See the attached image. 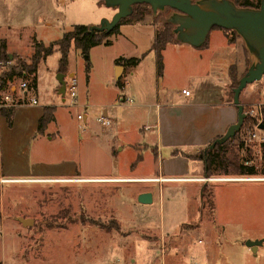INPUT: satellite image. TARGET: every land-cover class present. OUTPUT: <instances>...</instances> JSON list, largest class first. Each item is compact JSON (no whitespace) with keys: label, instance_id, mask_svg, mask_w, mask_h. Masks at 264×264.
I'll list each match as a JSON object with an SVG mask.
<instances>
[{"label":"rangeland","instance_id":"obj_1","mask_svg":"<svg viewBox=\"0 0 264 264\" xmlns=\"http://www.w3.org/2000/svg\"><path fill=\"white\" fill-rule=\"evenodd\" d=\"M248 1L254 5L259 3V0ZM169 13V9H164L155 15L150 12L139 21L123 20L117 33H106V40L90 46L87 53L71 45L64 81H69V72L74 73L77 100L73 106L63 104L55 88L53 92L49 90V72L55 77L58 74L54 69L59 52L54 51L40 63L39 85L49 92L47 101L60 105L56 118L64 126L65 139L53 142L38 160L47 164L75 161L108 176L114 172L110 155L116 157L117 146L122 147L121 162L127 161L121 166L122 173L155 172L157 163L153 161L151 149L130 146L136 142L138 126L144 121V109L133 114L139 109L138 104L154 103L163 95L181 92L182 88L197 89L211 80L219 85L224 74L221 59L226 57L221 52L223 36L214 27L208 33L205 46L166 44L161 50L159 72L151 44ZM113 14L114 10L100 0H0V28L11 27L10 45L22 50L10 54L22 60L29 59L31 47L25 48L28 37L22 40L25 28L22 34L14 28L33 29L37 40L47 45L75 25H98ZM152 20L158 23L155 27L149 24ZM138 24L144 26H135ZM119 58H139V61L126 64L125 74L117 79L115 62ZM248 64L247 58V67ZM121 84H125L124 89ZM257 84L254 97L264 101V76ZM122 94L129 95L131 105L119 101ZM103 109L112 120L107 127L96 121ZM77 113L86 114L87 123L77 120ZM128 121L130 127L126 124ZM116 124H120L117 132ZM121 124L131 130L121 132ZM249 130L252 132L253 127L242 123L227 145L226 157L236 155L240 160L246 157L255 175L243 177L257 178V181L210 182L198 188L187 183L164 185L147 207L148 228L116 220V212L134 216L129 199L122 197L127 191L126 183L104 184L88 191L52 183L0 187V264H264L263 143H244L247 153L237 148L241 138L248 137ZM89 133L91 139L86 138ZM110 146L113 147L109 153ZM141 153L146 160L133 169L131 166ZM210 177L239 178L233 169L222 165L213 168ZM118 198L123 199L127 209L118 206ZM17 217L33 222L23 226ZM162 227L167 234L160 232ZM256 240L261 243L253 252L246 242Z\"/></svg>","mask_w":264,"mask_h":264},{"label":"crops","instance_id":"obj_2","mask_svg":"<svg viewBox=\"0 0 264 264\" xmlns=\"http://www.w3.org/2000/svg\"><path fill=\"white\" fill-rule=\"evenodd\" d=\"M149 22L152 27L158 24L154 20ZM144 24L135 26L141 27ZM22 28L26 30L22 40L28 37L25 40L26 42H24L25 46L27 45L25 48L31 47L30 49H32L33 39L38 41L36 35L35 33L33 34V29L28 27L18 26L14 29L22 34ZM9 31L11 32V27L8 25L0 28V40L5 41L8 54L21 52V48H14L10 45ZM215 32L223 36L224 44L221 52L226 56L221 59L224 68L222 82H220L221 85H216L211 80L207 85L197 89L182 88L189 90V95L185 96L181 92L163 95L161 100H157L154 103L142 102L138 104L140 106L139 109L133 113H141V110L144 109V121L141 127L138 126L139 133H136L139 136L136 138V142L130 146L135 148L140 145L142 149H151V156L153 161L156 160L157 165L155 172L148 174L129 175L124 174L125 172L122 173L121 169L123 167L121 166L126 165L127 161L121 162L119 151L122 150V147L117 146L116 157L110 155L114 163V172L112 174L109 173L108 176H105L102 171L89 168V166H82L75 161H58L47 164L38 160L42 156L43 151L53 144V142L65 139L63 136L64 126L58 123L56 118L60 105L56 104L53 100L47 101L49 92L44 91L39 85L38 74L41 62L36 72L35 87L20 91L18 89L19 83L24 80L28 81V83L30 81L28 78H16L10 89L14 91L15 98L18 99L17 105L11 107L12 112L9 120L0 113V187H20L27 184L52 183L66 184L72 188L88 191L89 189H99L104 184L116 183V185H119L117 183H126L125 185H128V187L124 185V188L127 191L122 193V197L129 199V205L133 208L134 216H131L129 213L131 210L129 209L128 216L120 213L119 215L116 212V220L129 226L144 225L146 226L145 228H148L150 220H148L146 215L148 212L147 207L154 202L155 193L158 190L162 191L164 185L187 183L191 184L190 186L192 187L198 188L203 183L252 180L253 178L245 177L207 178L204 174L205 164L201 158L202 154L199 153L198 158L187 156L196 151L205 152L208 145L215 138L223 135L227 127L235 123L237 119V108L230 97L231 79L229 68L234 67L236 76L239 79L247 68V56L240 38H234L232 41H229L228 37L230 35H227L222 29L217 28ZM171 43L173 42L167 44ZM126 69L125 65L115 63L116 78L119 79L125 74ZM67 72L68 70L66 69L65 74ZM54 73H58L57 64ZM68 75L69 77H73L74 73L69 72ZM48 83L50 91L53 92L55 88L56 93L61 95L57 91V79L50 72ZM257 86L258 84H250L247 89H244L245 91L241 90L239 102L243 107L259 101L258 98L254 97L257 94ZM124 87L125 84H122L121 89H124ZM40 89L42 90L40 91ZM43 91L44 95L42 96ZM242 92L244 93L241 97ZM123 96L126 99L129 97L127 94ZM31 98L36 99V104L30 102ZM46 106L54 107L53 120L40 130L38 129V122ZM104 110L106 111V109ZM133 114L131 115L133 116ZM83 121L87 123L86 114H84ZM126 124L129 127L131 126L130 121L126 122ZM118 125L116 124V132ZM125 128L126 125L121 124V132L131 130L130 128L128 130ZM90 134H87L86 138H90ZM243 139L244 137L241 138L244 144ZM259 146L257 145V147ZM112 147L108 148L109 153ZM241 151L243 152V150ZM139 157L138 162L131 166L133 169L138 163L146 160L142 153L139 154ZM152 158L149 157L148 160L152 162ZM253 181H257V178L253 179ZM144 192L151 194V202L148 204H142L137 201L139 194ZM160 195H158V198ZM116 202H118V206L120 207L125 205L123 199L121 201L118 198ZM124 209L127 208L125 207ZM135 212H138L141 216L138 217ZM160 232L167 234L164 227L161 228Z\"/></svg>","mask_w":264,"mask_h":264},{"label":"water","instance_id":"obj_3","mask_svg":"<svg viewBox=\"0 0 264 264\" xmlns=\"http://www.w3.org/2000/svg\"><path fill=\"white\" fill-rule=\"evenodd\" d=\"M114 14L110 19H102L98 25L89 26L90 31L109 33L120 22L129 16L133 6L145 4L152 14L162 12L168 8L170 13L166 21L173 25L172 34L178 43L188 44L192 47H201L214 28L234 31L244 44L249 60L248 67L238 79L237 85L232 89V101L237 108L236 122L229 125L220 137L215 138L207 147L213 149L231 139L240 129L246 113L239 102V94L248 84H257L264 76V0H260L258 7H243L236 5L232 0H100ZM9 58L12 55L9 53ZM58 93L64 94V74L58 73ZM258 129L264 133V123L258 124ZM137 201L142 204L151 202V194H139ZM23 226L32 224L31 219L17 217ZM261 241H247L246 245L253 251Z\"/></svg>","mask_w":264,"mask_h":264},{"label":"trees","instance_id":"obj_4","mask_svg":"<svg viewBox=\"0 0 264 264\" xmlns=\"http://www.w3.org/2000/svg\"><path fill=\"white\" fill-rule=\"evenodd\" d=\"M236 5L243 6V7H258L259 3L254 5L248 0H244L243 2H238V0H232ZM151 10L149 7L145 4H137L133 6L132 13L125 17L124 19H121L120 22L113 28L112 31L109 32V34L117 33L118 32V26L123 21H139L142 20L145 15L150 13ZM157 19L159 18L156 17ZM172 28L173 25L168 22H162L160 28H158L155 32L151 49L155 53L156 57V63L158 71L160 72L162 70V56H161V50L164 48V46L167 43L170 42H177L174 40V35L172 34ZM221 29V28H219ZM227 35L230 34L228 37L229 41H232L234 38H239V36L234 32L230 30L222 29ZM107 34L105 32H98L96 30L90 31L89 28L86 25H75L70 31L64 32L63 35L56 41L51 42L47 45L43 44L42 42L36 41L33 39L32 41V49L31 54L28 60H22L12 55V58H9V54L6 50V43L3 40H0V62H2L4 65L0 69V89H7L16 78H23V79H29L30 86L35 87L36 85V72L37 68L40 62L44 61L48 56H50L54 51L59 52V58L57 61V72L65 74L67 69V62H68V52L73 45L75 48H79L82 50L83 53H87V50L90 46L100 44L106 40ZM207 39L205 43L206 45ZM245 53L247 54L245 48ZM137 61H139V58H119L116 60V64H135ZM9 62L8 64H6ZM247 69V68H246ZM246 71V70H245ZM229 76L231 79V86H230V97L232 98L233 92L232 89L237 85L238 78L236 76V72L234 67L229 68ZM122 84L120 85V87ZM248 106H244V112L247 110ZM53 106H46L44 108V113L42 117L39 119L38 122V129H42L47 123H49L51 120H53ZM12 109L9 108H1L0 113L3 115L7 120H9L11 116ZM264 114V113H263ZM251 125L252 119L249 117H245L243 120V124ZM262 123H264V117L262 120ZM235 138V137H234ZM232 138V139H234ZM232 139H228L226 142H224L221 145H216L213 149L208 150L206 149L205 152L201 151L200 154L201 158L204 160L205 164V172L204 174L207 177H210L212 174L213 168L228 166L231 169H233L237 174L238 177L243 176H253L255 175V169L252 165H246L243 162L248 160L246 157L243 159H238L236 155H234L232 158L226 157V150L227 145L230 143ZM237 148L239 150L245 151V153L248 152V149L246 146H244L243 141L237 143ZM262 148L264 150V143L262 144ZM191 158H198L197 156H191L187 155ZM139 155L133 162V164L137 163L139 160ZM264 158V154H263ZM132 164V165H133ZM261 173L264 175V167L262 168Z\"/></svg>","mask_w":264,"mask_h":264},{"label":"built area","instance_id":"obj_5","mask_svg":"<svg viewBox=\"0 0 264 264\" xmlns=\"http://www.w3.org/2000/svg\"><path fill=\"white\" fill-rule=\"evenodd\" d=\"M7 62L6 64H8ZM3 63L0 62V67H3ZM12 85V84H11ZM11 85L7 89H0V109L3 107H12L14 105H17L18 99L15 98L14 91L10 89ZM32 87L28 83V81L24 80L21 83H19V90H29ZM181 93L185 96L189 95V90L182 89ZM62 96V103L68 104L69 106H73L76 103L77 100V93H76V82L74 77H70L69 81H65L64 86V94ZM119 101L125 102L128 105H131L132 101L130 99H126L124 96H120ZM30 102L32 104H36V99L31 98ZM246 117H249L252 119V124L250 127H253V131L249 130L248 137H244V142L247 143L248 141H257L259 144L264 143V133L258 129V124L262 123L263 117H264V101H258L254 104H251L247 110L245 111ZM76 119L80 122H84V114L83 113H77ZM96 121L104 127H107L111 124V118L109 117L108 113L103 109L102 112L98 115L96 118ZM244 164H249V160H246L243 162Z\"/></svg>","mask_w":264,"mask_h":264},{"label":"flooded vegetation","instance_id":"obj_6","mask_svg":"<svg viewBox=\"0 0 264 264\" xmlns=\"http://www.w3.org/2000/svg\"><path fill=\"white\" fill-rule=\"evenodd\" d=\"M166 9H168V8H166Z\"/></svg>","mask_w":264,"mask_h":264}]
</instances>
